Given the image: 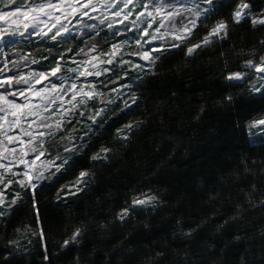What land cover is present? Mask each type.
<instances>
[{
	"label": "trees",
	"instance_id": "1",
	"mask_svg": "<svg viewBox=\"0 0 264 264\" xmlns=\"http://www.w3.org/2000/svg\"><path fill=\"white\" fill-rule=\"evenodd\" d=\"M237 2L217 0V13L200 24L189 44L199 42L219 21L228 24L224 38L192 57L185 56L186 49L163 54L138 90L145 95L137 106L116 109L115 115L109 107L108 123L88 137L92 143L86 154L54 185L46 183L39 191L38 218L29 197L0 219V264L10 250L12 264H41L45 242L53 264H76V257L79 264H107L106 256L112 264H181L185 254L194 264H264V143L252 142L247 129L251 120L264 116V98L250 95L247 81L224 87L228 71H242L245 60L264 55V27L251 23L264 15V0H245L250 9L239 23L231 18ZM106 31L101 28V37ZM8 39L19 41L17 48L37 61L52 46L32 37L31 43ZM72 46L77 51L84 47ZM47 66V61L32 65L41 70ZM228 94L231 105L222 102ZM137 122L129 140L115 138L118 128ZM87 123L74 124L77 143ZM102 147L113 154L107 162H92L90 157ZM81 170L93 174L91 186L57 202V190ZM149 192L159 197V207L137 211L126 225L116 222L115 214L134 196ZM41 224L46 241L32 235ZM181 225L183 232L193 231L187 243ZM78 227L84 229L80 245L61 249Z\"/></svg>",
	"mask_w": 264,
	"mask_h": 264
},
{
	"label": "snow or ice",
	"instance_id": "2",
	"mask_svg": "<svg viewBox=\"0 0 264 264\" xmlns=\"http://www.w3.org/2000/svg\"><path fill=\"white\" fill-rule=\"evenodd\" d=\"M220 6L217 0H0V219L29 197L39 217V191L46 183L54 185L86 154L92 143L88 137L106 126L110 106L115 115L116 109L131 111L141 102L145 93L137 92L155 73L163 54L186 49L185 56L192 57L214 39L224 38L228 24L219 21L199 42L189 44L200 24L215 15ZM249 9L245 0H238L232 20L239 23ZM93 14L99 15L100 25H107L103 37L99 25L85 20H95ZM251 23L264 27V15L252 18ZM13 36L28 43L32 42L30 37L50 42L48 55L42 57L48 66L44 70L33 68L42 61L32 59V53H25L22 47L18 49L19 41L8 39ZM79 43L84 47L77 51L72 44ZM260 43L264 45V40ZM11 55L17 59H11ZM242 67V71L226 73L225 89L247 81L249 94L264 98V55L245 60ZM106 92L115 93V99H106ZM117 101L122 102V108ZM222 102L231 105L233 96H224ZM84 120L88 122L87 131L77 143L74 124ZM138 124L118 128L115 138L129 140ZM247 129L252 142L260 139L264 143V116L251 120ZM112 154V149L102 147L90 159L104 163ZM92 176L87 170L79 171L74 181L57 190V202L82 194L91 186ZM160 203L157 195L140 193L115 214V220L126 225L137 211H154ZM260 204L264 206V200ZM83 233V228H75L62 241L61 249L80 245ZM181 233L184 243L193 238V231L183 232V225ZM32 235L46 241L42 224ZM9 244L19 246L17 241ZM11 256L10 250L2 264H12ZM79 259L76 257V264ZM106 261L112 264L107 256ZM41 264H53L46 242ZM181 264L194 262L185 254Z\"/></svg>",
	"mask_w": 264,
	"mask_h": 264
},
{
	"label": "rangeland",
	"instance_id": "3",
	"mask_svg": "<svg viewBox=\"0 0 264 264\" xmlns=\"http://www.w3.org/2000/svg\"><path fill=\"white\" fill-rule=\"evenodd\" d=\"M93 15H96L97 16V18L95 19V20H89L88 18H85V20L88 22V23H96L97 25H99V30H101V28H107V25L105 24V25H100V20H99V15L98 14H93ZM119 27V26H118ZM129 27H130V25H129ZM85 31H87V30H85ZM94 35V34H93ZM128 35H132V33H129ZM16 37V36H15ZM17 38H19V37H17ZM33 39H36V37H32ZM117 39H120V37H117ZM159 44V41H157V42H154V44H153V46L155 47V46H157ZM130 51L132 50V49H129ZM126 59H132V60H134V61H136V60H138V57H125ZM0 67H3V65L2 66H0ZM33 68H35V69H37V70H41V69H38L37 67H33ZM91 79V78H90ZM262 82H264V81H262ZM109 87H111V85L109 86ZM116 87H119V85H118V83L116 84ZM105 97H107V98H109V97H111V99H115V97H116V94L115 93H111V92H106V96ZM67 99V98H66ZM91 107V106H90ZM79 119V118H78ZM78 124H80L81 122H77ZM75 127V126H74ZM257 136H258V133L256 134ZM256 140H259V139H256ZM10 198V197H9Z\"/></svg>",
	"mask_w": 264,
	"mask_h": 264
}]
</instances>
